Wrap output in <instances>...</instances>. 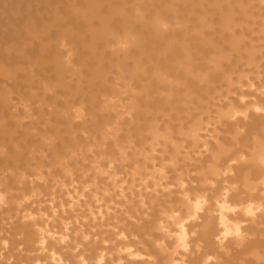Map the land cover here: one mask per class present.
I'll use <instances>...</instances> for the list:
<instances>
[{
  "label": "clouds",
  "instance_id": "9594fccd",
  "mask_svg": "<svg viewBox=\"0 0 264 264\" xmlns=\"http://www.w3.org/2000/svg\"><path fill=\"white\" fill-rule=\"evenodd\" d=\"M32 39L0 264H264V0H65Z\"/></svg>",
  "mask_w": 264,
  "mask_h": 264
},
{
  "label": "rangeland",
  "instance_id": "374dc122",
  "mask_svg": "<svg viewBox=\"0 0 264 264\" xmlns=\"http://www.w3.org/2000/svg\"><path fill=\"white\" fill-rule=\"evenodd\" d=\"M33 1L34 0H32V1L31 0H0V2H1L0 3V11H1L0 17L3 16V18H1L2 23L8 24L9 22H11L13 26H10V29L14 28V27L21 28L20 26H24L25 24L27 25V23H29V24L36 26L37 31L43 30V23L45 24V22L49 21V19L52 18L53 12L56 8H60V10L63 11V5L65 2V0H59V1L58 0H35L34 2ZM9 2H12V3H9ZM49 8H50V10H48ZM16 13L18 16L16 15ZM12 14H13V16H12ZM45 14H46V16H45ZM39 16H40V18H39ZM47 17H49V18H47ZM43 18H44V20H43ZM0 30L2 31L4 29L2 27H0ZM56 35H57V33L53 32L51 35V38H49V39H54ZM7 47L8 46H5L3 49L5 50V48L7 49ZM43 49L48 50L43 44L36 43V46L33 48V50L26 53V55H25V52L20 53V51L14 52V54H13V56H11V58L9 56H6V54H0V59H2L1 61L5 60V62L2 63V65L4 64L3 65L4 67H2V69L3 68L15 69L17 67L26 65L29 62V60H31V61L32 60L33 61H36V60L43 61V59L46 57V53L48 52V51L46 52L45 50L43 51ZM18 52L20 54H22V53L23 54L20 55ZM16 53L19 57L16 55ZM37 53H39V54H37ZM40 55H42V56H40ZM7 59H9V63L7 62L8 61ZM19 59H21V60H19ZM10 60H11V62H10ZM5 64H7V65H5ZM51 72H52L51 67L43 68V66H42L41 68L37 69V75H39L42 78H48V74H50Z\"/></svg>",
  "mask_w": 264,
  "mask_h": 264
},
{
  "label": "bare ground",
  "instance_id": "6f19581e",
  "mask_svg": "<svg viewBox=\"0 0 264 264\" xmlns=\"http://www.w3.org/2000/svg\"><path fill=\"white\" fill-rule=\"evenodd\" d=\"M32 1V0H31ZM35 1V0H34ZM33 1V2H34ZM59 1V0H58ZM27 2V1H26ZM32 2V3H33ZM1 3V2H0ZM12 3V2H9ZM8 3V4H9ZM22 3V2H21ZM56 3V2H55ZM60 3V2H59ZM35 4V3H34ZM33 4V5H34ZM37 6V5H36ZM55 6V5H54ZM62 7V6H61ZM46 8V7H45ZM37 10V9H36ZM42 10V9H41ZM50 10V8L48 9ZM38 11V10H37ZM40 12V11H39ZM1 13V11H0ZM6 13V12H5ZM25 13V12H24ZM37 13V12H36ZM3 14V13H2ZM33 14V13H32ZM17 15V13H16ZM13 16V14H12ZM15 16V15H14ZM18 16V15H17ZM25 16V15H24ZM46 16V14H45ZM44 16V17H45ZM20 17V16H19ZM38 17V16H37ZM2 17H0V27H2L4 30H0V54H6V56H9L11 58V56H13L14 52L20 51L21 52H25L28 53L29 51H32L33 48L36 46V42L32 39L33 35L37 32V28L36 26L27 23V25L25 24L24 26H20L21 28L18 27H14L10 29V26H13L11 22H9L8 24L2 23L1 20ZM40 18V16H39ZM42 18V17H41ZM49 18V17H47ZM5 19V18H4ZM6 20V19H5ZM9 20V19H8ZM44 20V18H43ZM50 20V19H49ZM14 21V20H13ZM23 22V21H22ZM25 23V22H24ZM36 25V24H35ZM44 25V23H43ZM51 38V37H49ZM5 46H8L7 49L5 48V50L3 49ZM44 48V47H43ZM42 50V49H41ZM48 51L46 49H43V51ZM40 51V50H39ZM36 52V51H35ZM19 53V52H18ZM19 53V54H20ZM22 53V54H23ZM41 53V52H40ZM20 54V55H22ZM39 54V53H37ZM17 55V53H16ZM44 55V54H43ZM3 56V55H2ZM18 56V55H17ZM42 56V55H40ZM8 57V58H9ZM19 57V56H18ZM22 57V56H21ZM5 59V58H4ZM27 59V58H26ZM34 59V58H33ZM2 59H0V69H2V67H4L2 65L3 62H5V60L1 61ZM8 63H9V59H7ZM18 60V59H17ZM21 60V59H19ZM26 61V60H25ZM33 61V60H32ZM11 62V60H10ZM7 65V64H5ZM9 66V65H8ZM45 68V67H43ZM48 69V68H47ZM40 70V69H39ZM41 71V70H40ZM47 71V70H46ZM46 77V76H45Z\"/></svg>",
  "mask_w": 264,
  "mask_h": 264
}]
</instances>
